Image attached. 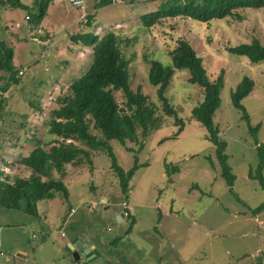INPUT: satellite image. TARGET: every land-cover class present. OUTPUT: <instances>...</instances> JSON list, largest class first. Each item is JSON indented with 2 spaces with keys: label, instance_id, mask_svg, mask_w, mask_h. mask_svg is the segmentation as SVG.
<instances>
[{
  "label": "rangeland",
  "instance_id": "obj_1",
  "mask_svg": "<svg viewBox=\"0 0 264 264\" xmlns=\"http://www.w3.org/2000/svg\"><path fill=\"white\" fill-rule=\"evenodd\" d=\"M20 1L31 4V0ZM167 1L114 0L112 5L94 10L97 0H84L80 10L61 0L44 17L52 29L51 37L38 27L31 28L24 11L0 6V41L13 49L14 68L22 71L19 83L0 93V168L2 161L13 155L6 174H18L12 165L16 159L37 140L51 139L45 128L58 106L56 99L68 94L72 80L91 64V50L76 49L70 35L90 32L101 37L110 32L128 39L120 50L128 62L130 88H141L156 106L160 105L156 88L147 81V62L155 59L168 66L167 52L176 40L183 39L201 58L210 80L223 71L220 105L213 123L226 142L224 153L236 178L232 192L220 177L205 130L189 119L191 109L202 101V91L188 83L186 71H176L166 94L184 122L183 130L172 138L177 127L172 118L163 117L160 129L145 138L138 132L137 142L108 143L124 171L137 162L127 199L128 213L134 220L130 233H122V196L109 168L110 160L104 153L95 152L90 165H71L62 178L52 173L66 186L70 197L63 199L54 193L52 200L37 203L38 216H46L45 221L38 222L45 232L26 229L35 224L34 219L0 207V264H83L74 263L73 251L66 245L74 239L96 246L98 256L86 264H264V211L255 217L250 214L264 201V190L247 175L257 160L256 147L246 123L230 103L236 85L243 77L249 78L253 87L241 105L250 125L260 126L257 140L264 146V61L251 63L226 52L228 47L253 39L264 46V8L238 11L241 21L225 18L198 23L176 17L162 20L151 29L143 27L140 17ZM88 14L92 15L90 27L84 26ZM46 40L49 42L44 46L39 43ZM114 98L123 108L121 93H114ZM89 131L99 137L91 125ZM74 144L85 149L80 143ZM165 164L168 170L175 166L176 172L167 175ZM69 209L74 213L62 225V216ZM117 237L114 246L107 245ZM18 253L25 256L19 258Z\"/></svg>",
  "mask_w": 264,
  "mask_h": 264
},
{
  "label": "trees",
  "instance_id": "obj_2",
  "mask_svg": "<svg viewBox=\"0 0 264 264\" xmlns=\"http://www.w3.org/2000/svg\"><path fill=\"white\" fill-rule=\"evenodd\" d=\"M51 1L31 0V4L25 5L20 0H0V6L24 11L28 25L36 28L46 16ZM113 2L114 0H97L93 9L107 7ZM263 8L264 0H169L156 11L142 15L139 20L147 29H151L162 20L176 17L198 23L221 21L225 18L241 21L238 11ZM91 21L92 15L88 14L84 26L90 27ZM69 41L73 45L91 50V64L81 76L72 80L68 94L56 99L58 106L51 113L45 128V134L51 139L37 140L32 149L16 159L15 164L27 171L28 175L7 176L0 170L2 209L18 211L32 219H37L38 202L52 200L54 193H59L63 199H68L66 186L60 179H54L52 173L62 178L66 165L80 166L83 162L90 165V158L95 152H102L109 158V168L117 179L122 201L127 202L130 192L129 181L137 169V162L134 161L132 167L124 171L117 165L108 143L112 140L120 145L137 142L138 132L145 138L148 133L160 129L164 124L163 117L174 120L173 124L177 130L172 138L183 130L184 122L179 118L177 108L170 104L166 94L176 71H186L188 83L202 91V101L191 109L189 119L205 130L206 140L214 148L220 177L226 189L232 192L236 178L224 153L226 142L219 137L218 128L213 123V116L220 105L219 93L223 71L219 72L215 80H210L201 58L197 56L191 45L186 40H176L174 47L167 52L170 61L168 66L162 65L155 59L147 62L149 65L147 81L156 88L155 97L160 105L156 106L141 92V88L137 87L135 91L130 88L128 62L120 50L121 46L128 44V39L123 40L121 36L110 32L101 37L90 32H79L70 35ZM226 52L244 57L251 63L264 61V46L257 39L247 44L228 47ZM12 60L13 49L0 41V93H6L12 85L18 84L22 75V72L19 74L20 70L14 68ZM252 87L253 82L243 77L230 93V103L240 113V119L246 123L252 143L256 147L257 160L254 168L249 169L247 175L257 181L260 189L264 190L262 177L264 146L257 140L260 126L250 125L249 116L241 105V100L251 92ZM116 92H120L124 99L123 108H120L115 101ZM89 125L99 137L90 133ZM75 142L82 144L85 149L76 146ZM164 167L167 175L176 172L175 166L171 167V170H168L167 164ZM263 211L264 201L253 208L250 214L255 217ZM123 221H125V229L122 233L127 235L134 226V220L128 215ZM118 240V237L112 238L107 245L114 246Z\"/></svg>",
  "mask_w": 264,
  "mask_h": 264
},
{
  "label": "crops",
  "instance_id": "obj_3",
  "mask_svg": "<svg viewBox=\"0 0 264 264\" xmlns=\"http://www.w3.org/2000/svg\"><path fill=\"white\" fill-rule=\"evenodd\" d=\"M61 4V0H52L51 1V3H50V5H49V7H48V10H47V14H49V11L51 10V9H55L58 5H60ZM46 14V15H47ZM46 24V19L44 18L43 20H42V22L40 23V25L38 26V28L40 29V31H42V30H44L46 33H48V35L51 37V32H52V29L49 27V25H47ZM39 42V41H38ZM47 42H49V40H46V41H40L39 43H41V45L42 46H44L45 45V43H47ZM72 48V47H71ZM76 49H80V50H83L84 48H82V47H79V46H77L76 45ZM87 49V48H86ZM12 62H13V66H15L14 65V60H12ZM11 157H14L13 155L11 156V155H9V159H7L4 163H1L2 165V167L0 168V170H2L4 173H5V175H7L6 174V171L8 172V169H7V167L9 168L10 167V165H8L9 163H11V161H14ZM12 165H15V169H17L18 170V174H21L22 176H27V171H25V170H22L17 164H15V162L12 164ZM71 167V165H66L65 166V170L66 169H68V167ZM20 171V172H19ZM68 185V184H67ZM67 192H68V190H67ZM69 197H70V194H69V192H68V199H69ZM51 202H53V201H51ZM51 205H52V203L50 204V206H49V208H48V210L46 211V215L49 213V209L51 210ZM70 210H73V209H69V211ZM8 211H10V210H8ZM12 211V210H11ZM73 213H74V210H73ZM72 215V214H71ZM71 215H69V213L67 214V215H63L62 216V225H64L65 224V222H66V218H69ZM45 218H46V216H44L43 215V217L42 218H40L39 216H38V218L37 219H34L35 220V224H33L32 226L31 225H29V226H27L26 227V229H30V228H34L36 231L38 230L39 232H45V229L43 228V227H41L39 224H38V222L41 220H43V221H45ZM64 221V222H63ZM121 222V221H120ZM33 229V230H34ZM59 231H61V230H59ZM42 234V233H41ZM35 235H32V238L34 237ZM61 237V236H60ZM65 237V236H64ZM64 237H62V238H64ZM72 242H75V248L77 247L76 245H77V243L76 242H79L77 239H74L73 241H66V245L68 246L69 244H71ZM82 243H83V247L84 248H90V249H92V250H95V251H97L96 250V246L93 244V243H87L86 244V241H83L82 240ZM18 255L20 256H18L19 258H23V256H25L24 254H22V253H18Z\"/></svg>",
  "mask_w": 264,
  "mask_h": 264
},
{
  "label": "water",
  "instance_id": "obj_4",
  "mask_svg": "<svg viewBox=\"0 0 264 264\" xmlns=\"http://www.w3.org/2000/svg\"><path fill=\"white\" fill-rule=\"evenodd\" d=\"M121 221V220H120ZM77 247L75 248V242H72L68 245V248L73 251L72 257L76 263L83 261V264L90 262L91 259H94L98 256V253L95 250L90 248H84L82 242H76Z\"/></svg>",
  "mask_w": 264,
  "mask_h": 264
},
{
  "label": "built area",
  "instance_id": "obj_5",
  "mask_svg": "<svg viewBox=\"0 0 264 264\" xmlns=\"http://www.w3.org/2000/svg\"><path fill=\"white\" fill-rule=\"evenodd\" d=\"M68 3L70 5H72V6L80 9V10H83L84 0H68ZM21 72L22 71L20 70L19 74H21ZM120 206H121V214H122L121 216H122V218H126L129 215V213H128V211H129L128 203L125 202V201H122ZM92 207L94 208V206H92ZM71 214H73V210L69 211V215H71ZM60 236L64 237V233L61 232V231H60Z\"/></svg>",
  "mask_w": 264,
  "mask_h": 264
},
{
  "label": "clouds",
  "instance_id": "obj_6",
  "mask_svg": "<svg viewBox=\"0 0 264 264\" xmlns=\"http://www.w3.org/2000/svg\"><path fill=\"white\" fill-rule=\"evenodd\" d=\"M120 217H121V216H120ZM121 220H123V218H122Z\"/></svg>",
  "mask_w": 264,
  "mask_h": 264
}]
</instances>
